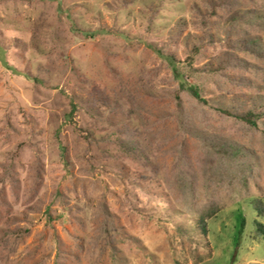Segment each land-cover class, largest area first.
<instances>
[{"label": "rangeland", "instance_id": "obj_1", "mask_svg": "<svg viewBox=\"0 0 264 264\" xmlns=\"http://www.w3.org/2000/svg\"><path fill=\"white\" fill-rule=\"evenodd\" d=\"M220 3L0 0V264H264V0Z\"/></svg>", "mask_w": 264, "mask_h": 264}, {"label": "trees", "instance_id": "obj_2", "mask_svg": "<svg viewBox=\"0 0 264 264\" xmlns=\"http://www.w3.org/2000/svg\"><path fill=\"white\" fill-rule=\"evenodd\" d=\"M227 0H221V5ZM264 18V17H263ZM257 48V47H256ZM198 50V49H197ZM259 50H262L264 51V46L261 45ZM156 52L163 56L164 57V54L162 53L161 50L157 49ZM196 52V51H195ZM165 59H167V62L169 63L175 77L177 80L180 81V86L183 90H187L191 96L196 99L199 103L201 104H205L207 105L208 104V101H206L202 95V92L200 90V88H198L197 86H186L184 83H183V74L181 72V70L176 66V59L172 56H165ZM192 60H193V57L191 58V64H192ZM191 66V69L193 68V65H190ZM244 104V112L241 116H238L237 114L235 115L234 113H232L231 111L229 110H226V109H223V108H219L217 109L219 113L221 114H225L227 116H232L234 118H238V119H241L243 120L245 123H247L248 125L252 126V127H257V124H256V120L258 118V113L256 111V107L254 105H251V106H248L246 105V103H243ZM177 108L182 111L183 110V102L182 100L180 99L179 96H177ZM240 108V107H239ZM76 106L73 105L72 107V111L70 112L69 114V121L70 123L79 131H81L80 129L77 128V124L76 122L74 121V114L76 112ZM82 132V131H81ZM258 205H257V209L259 208V205L261 208H264V198H261L260 200L257 201ZM263 211V212H262ZM260 214L264 216V210H260ZM199 225L201 226V230L204 234H207V225H206V220L205 219H202L199 223ZM244 227H245V221L243 220L241 222V225H240V233L239 234H242L243 233V230H244Z\"/></svg>", "mask_w": 264, "mask_h": 264}]
</instances>
